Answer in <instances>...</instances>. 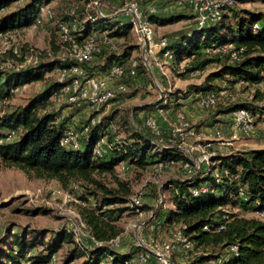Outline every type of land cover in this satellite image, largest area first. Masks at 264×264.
<instances>
[{
	"label": "trees",
	"instance_id": "obj_1",
	"mask_svg": "<svg viewBox=\"0 0 264 264\" xmlns=\"http://www.w3.org/2000/svg\"><path fill=\"white\" fill-rule=\"evenodd\" d=\"M20 1L23 0H0V33L30 28L37 20L40 9L54 0H26L18 9L10 11V7ZM70 1L82 8L76 6L73 16L70 17L66 13V19L61 22L75 23L77 30L71 34L78 45L90 38H99L101 41L104 36L112 42L130 34L134 38L136 45L125 48L120 54L111 49L102 53L106 56L105 73L118 64L124 67L122 78H132L128 72L133 61L137 62L136 77L138 72H146L139 62L141 58H131V54L139 50V45L127 17L121 16L124 18L122 21L112 23L111 20L97 21V17L92 19L89 15L91 23H86L87 20L83 21L85 18L80 14L86 11L88 0ZM136 1L138 0H122L118 6L123 8ZM109 2L110 0H106V4ZM146 6L147 2L142 1V12L153 31L178 24L188 18L192 19L191 16L182 14L168 17L159 14L148 15ZM228 12L223 14L221 21L216 24L192 30L175 38L161 53L171 54L174 65L193 59L197 65L187 72L202 70L213 62L225 60V63L218 65L214 72L207 75L202 84L190 86V92L205 95L219 91L220 89L217 90L214 86L215 81H220L223 85L231 82L234 86L255 87L257 90L254 92L253 101L262 102L259 108L257 107L260 109L258 112H251L256 109L248 108L246 104L231 107V110L243 108L248 111L253 122L255 115L264 121V89H260L264 83V15L249 11L238 13L233 7L229 8ZM56 33L59 48V29ZM226 43L231 44L235 50L243 49L238 62L230 61L228 57L218 58L206 53L211 46ZM58 48L53 49L54 55L57 54ZM57 63L40 54L35 66L18 70L0 69V107L10 100L15 90L42 82L47 74L56 73ZM89 63L85 67L86 72L90 77H94ZM239 82H243V85H238ZM61 88V84L53 81L25 105L10 108L0 115V163L6 168L17 169L28 177L55 181L64 189L75 187V190H79V199L84 203V206L79 208V217L90 238L98 245L93 244L92 249L81 248L75 243L72 234L65 229L51 233L47 240L41 233L21 230L17 236L12 237L8 245L4 237L0 238V264H49L64 246L67 249L60 264H73L75 261H79L78 264H131V253L121 254L108 243L121 235L122 230L118 225L121 217L124 214L137 213L135 208L129 207L130 198H127L128 190L125 185H120L121 191H113L98 178L113 173L114 169L123 164L128 165L129 169H145L151 166L154 170L156 165L170 162L182 166H193V163L182 150V140L177 139L173 146L167 142V148H160L154 144L155 137L134 129L129 118L121 115L119 111L103 116L98 123L91 126L80 150L65 149L60 145V140L68 130L66 126L70 121L68 117L62 116V110L56 108L52 101V98L59 95ZM187 95H181L180 91L171 93V96L177 99H184ZM179 106L170 107L163 102L156 106L145 105L135 108L133 116L142 111L152 112L156 109L166 112L175 108L179 111ZM87 122L88 120L82 125ZM3 130L16 135L15 139L8 141L9 136H5ZM119 130L127 136H122ZM116 137L121 139L119 143L114 144ZM102 138H106L113 145L108 154L99 159L95 157L93 150ZM208 164L207 171L200 167L198 174L189 176V179L170 181L162 187V190L170 193L169 204L172 208L163 213L160 225L174 232L180 230L191 244L189 251L222 252L220 256L212 253L200 256L195 260V264L217 262L221 256L229 253L228 249L232 246L237 247V255L230 257L224 264H264V222L256 215L264 212V149L237 151L227 155L215 154ZM215 175L220 179L219 183L215 182ZM201 188H207V192L193 195V191ZM228 205H236L241 211L251 212L255 217L236 216L231 219L225 210ZM146 209L144 205L139 207L140 211ZM222 210L228 215L229 221L224 230L215 232L214 228L218 226ZM43 212L48 214L49 211ZM159 213H154L153 219L161 215ZM150 226L148 223L145 228ZM206 226L210 231H204ZM10 232L13 233L14 229L8 233ZM36 249L39 251L36 252ZM135 250L140 254L145 253L141 247H135ZM28 253L31 256L27 259ZM171 260L176 264L172 258Z\"/></svg>",
	"mask_w": 264,
	"mask_h": 264
},
{
	"label": "rangeland",
	"instance_id": "obj_2",
	"mask_svg": "<svg viewBox=\"0 0 264 264\" xmlns=\"http://www.w3.org/2000/svg\"><path fill=\"white\" fill-rule=\"evenodd\" d=\"M25 1L26 0H23L13 4L10 7V11L18 9ZM120 1L122 0H110V2L106 4V0H88L89 5L87 6L86 11H82L80 15L85 18L83 21L87 20L86 23H91V20L88 18L89 15L93 19L94 16H98V11L102 16L109 18H101V20L97 17V21L111 20L112 23L122 21L124 18L117 14L120 9V6H118ZM99 2L101 3L98 4ZM174 2L175 1L156 2L154 3V6L157 7L158 10L164 9V12H162L164 14L163 16L168 17L180 14L186 15L187 17L190 16V10L187 7L177 5ZM76 6L79 9L82 8L80 5ZM76 6L71 3L70 0H54L47 5L48 10L52 15L51 18L49 19L47 16L43 15L41 17V24L37 29H32L31 27L25 28L23 30L11 32L7 37L0 38V69H12L16 65L23 64L24 61H33L35 57L39 59L40 54L45 55L48 59L55 58L52 53L54 48H58V41L56 39L58 25L61 23V20L66 19V13H68L69 10L76 8ZM233 10L238 13L249 11L264 15V0H244L243 2H236L233 6ZM225 13H229L228 9ZM1 15L2 13L0 16ZM82 16H79V18H82ZM71 23L72 21L66 22L68 26H70ZM196 29H199L196 23L188 18V20L178 24L164 28H157L152 31L155 42L166 40V43H170L175 38L184 36ZM75 30H77L76 26L73 31ZM113 44L119 54L125 48L134 47V45H136L131 34L125 38L115 39ZM97 46L99 47L100 52L97 54L98 56H94L93 60L89 63V67H91V72L96 75L97 73L99 75L101 73L104 75L106 74V71H104L106 56L102 53H107L110 47L102 45L99 38H97ZM14 51H16L17 54H15ZM161 51L162 50L158 51V49H152L149 53L150 56H148V59L146 60L149 71H147V68L144 66V60L140 48L131 54L132 59H142L139 62L145 67L146 72H138V76L134 81L128 82V91L120 96L121 98L119 100L116 99L115 101H111L108 107H104L101 110L100 114L88 106H70L62 99L60 103H58L56 101L58 96L52 98L53 104L56 108L62 110V116L65 118L68 117L70 121L69 123H71L72 127L75 129L82 125L83 122H86L90 117L97 116L96 120H99L113 111H119L121 115H126L129 118L130 124L133 125L137 131L148 133V130L144 127L146 118L152 116L153 112H156L158 115H161V113L164 112H158L159 109H156L155 111L149 112L146 116L141 112L133 116L134 109H132V107L145 103L148 100L159 99V92L156 89L159 85L164 91V94H166L165 89L168 87L164 88L160 79H165L166 81L170 80L169 89L174 92L180 91L181 95H187L191 91L190 86L202 84L207 75L214 72L218 65L226 62L225 60L222 62L219 61L218 63L213 62V64L204 69L197 70L198 72H187L188 69L194 68L197 65L193 59L183 61L179 65H174L173 60L167 54L165 55L166 58L161 57ZM149 74L157 78L159 82L158 86L152 82L149 78ZM56 79L57 73H49L45 76L44 81L17 89L10 100L0 107V115H2L3 112H7L10 108L13 109L25 105L30 98L37 95L39 92H42L49 83L56 81ZM149 83L151 88L147 89ZM214 86L217 90L226 88L228 94L226 96H220L214 107L209 109L203 108L204 111L216 112L228 107L230 110L228 109L225 113H229L230 111L232 114V111L236 110L234 109L236 106L245 104L248 108L256 109L251 112H258V110H260L258 108L262 102L253 101L255 95L254 92L257 88L234 86L231 82H226L225 85H223L220 81H215ZM260 89H264V83L261 85ZM161 95L163 96V94ZM144 96H147V98ZM162 100L159 99L157 103H160ZM231 107L234 108L231 110ZM152 118L156 122L158 128V118L155 116H152ZM229 118L230 121L226 119L221 122L215 121L212 123V125L219 123L223 126L222 128L226 126H228V128L230 127L229 130L232 131V134L226 136L225 139H228L227 141H230L229 144L231 143L232 146L226 145L227 147L249 149L250 147L257 148L259 146H264V121H261V119H258L255 115V119H253L254 122L252 121L253 129L251 132L249 134H238L235 133L231 127V115ZM188 122L191 126L196 128L197 132H201L196 125L192 124L190 121ZM2 132L5 136H9L8 141H12L16 137V135H12L5 130ZM119 133L122 136H127V134L123 133L121 130H119ZM169 135L170 132H168V135L160 134L158 136L167 140L170 138ZM204 143L206 142H204L203 139L186 137L182 142V146L189 151V154L184 151L188 158V155H191L193 159H201L204 155L207 156L214 152L212 148H203L202 146ZM194 145L198 146L196 150L194 149ZM203 165L207 167V171L209 164H206V162L200 164L201 169ZM152 171L153 168H151V166H148V168L145 169L131 168L127 171H122L120 166L119 168L114 169L113 173H108L98 179L108 189L113 191H121L120 185H125L128 190L127 198L136 195L142 201V205L147 207L141 216L137 214H124L121 217L118 225L120 226L122 233L127 234L132 238L133 231L137 229V226L144 227V224L148 222L153 228L152 230L150 228L143 229V235L145 238L150 237V240L157 242L159 245L173 242L172 244L177 248L182 245L174 240V230H167L160 225L163 213L172 208L169 204L170 193L167 190H162V187L170 182L169 179L171 177L185 179L188 178L190 174L180 165L169 167L160 178H154ZM79 195L80 191L77 189L75 190V187L64 189L55 181L28 177L23 172L14 168H6L0 163V238L4 237V240L6 241L5 243L8 245L11 243L13 236H17L21 230H25L27 232L33 231L41 233L45 235L47 240L51 233L63 229L67 225L69 219L76 217V215L79 216V208L84 206L83 201L79 199ZM159 195H161V202H159ZM45 210L49 211L48 214H44L43 211ZM225 210L227 214L230 215L231 219L236 216H245L248 218L255 217L251 212L241 211L236 205H228ZM156 212H160L159 214L161 215H158V217L153 219V215ZM135 226L136 228H134ZM12 229H14V234L12 232H10L11 234L8 233ZM144 240L145 239L141 241L146 245L149 241L147 240L144 242ZM182 248L183 252H186L185 255L183 252L180 254V256L183 255L184 258L182 263L175 262L178 255L171 253V258L176 264H195V260L205 254L212 253L219 256L222 254V252L220 253L218 250L189 251L184 247ZM66 249L67 247L64 246L63 250L52 258L50 264H60L65 255ZM37 251H39V249H36V252ZM78 263L79 261H75L73 264Z\"/></svg>",
	"mask_w": 264,
	"mask_h": 264
},
{
	"label": "built area",
	"instance_id": "obj_3",
	"mask_svg": "<svg viewBox=\"0 0 264 264\" xmlns=\"http://www.w3.org/2000/svg\"><path fill=\"white\" fill-rule=\"evenodd\" d=\"M142 1L147 2L146 13L148 15L159 14V10L154 6V3L175 1V4L185 6L190 10V16L199 29L221 21L225 11L229 8H232L237 2V0H138L125 5L123 8H120L117 14L119 16H125L129 19V22L133 27V32L136 36L137 43L142 52V58L145 61L148 59V56H150L149 53L152 49H158V51L163 50L168 43H166V40L155 42L152 28L146 21L145 15L141 9ZM73 14L74 10L68 11V15L70 17H72ZM43 15L47 16L49 19L52 16L47 6H44L40 9V14L37 20L31 26L32 29H37L39 27L41 24V17ZM75 26L76 25L73 21L70 26H68L66 23H59L58 29L60 34V46L56 55L52 53L55 58L53 57L52 59H49L51 61L56 59L55 61L58 62L56 68V82L62 85L58 99H56V101L60 103L62 99L71 106H88L100 114L104 107H108L109 103L116 99V95L118 93H123L126 91V88L123 84L119 83L114 86V84L123 77L124 67L123 65L116 64L111 67V69L105 74L104 78L98 79L96 77H90L87 74L85 67L87 63H89L94 58V56L99 54L100 49L97 46L96 38H90L84 43L78 45L71 34ZM9 34L10 33H0V38L7 37ZM101 44L109 46L111 50H116L113 42L106 36L101 39ZM242 52L243 49L235 50L233 46L228 43L222 45H213L206 50V53L208 54L215 55L218 58L228 57V59L233 62L239 61V57ZM14 53L17 54L16 51H14ZM167 55L171 58V54L167 53ZM37 63L38 59L35 57L33 61H24L23 64L16 65L12 69L18 70L24 67H32ZM136 68L137 62H131V68L128 72V75L132 78L136 77L137 75ZM238 85H243V82H239ZM16 91L17 90H15V92ZM227 94L228 90L226 88H222L219 91L209 92L205 95L199 94L198 97L200 105L204 109H209L216 105L220 96H226ZM96 117L97 116L87 119L88 122L82 125L80 129L66 130L60 140V145L67 150H80L84 139L88 135L90 127L94 126L99 121L96 120ZM144 127L148 130L149 135H152L156 138L154 144L160 148H167V142H169L168 144L170 146L175 145L177 139H180L183 142L186 137H196V139H203L206 143H204L202 147L212 148V141L206 139L205 136L202 133L197 132L195 128H191L190 123L181 112L176 113V120L174 127L171 129L169 135L170 138L168 141L158 136L160 135V131L158 130L156 122L152 116L146 118ZM231 127L235 133L238 134H249L251 132L253 129V122L246 109L240 108L232 112ZM11 134L13 135V133ZM119 140L120 139L116 137L114 139V144L119 143ZM229 142L230 141L227 140H220L221 145H228ZM112 145L113 144L109 143L106 138H102L95 146L93 154L95 157L102 159L106 156V154H108ZM214 152L207 156L204 155L201 159H194V161L191 160L193 166H190L189 164L180 166H182L190 174L189 176L196 175L200 170V164H203L204 162H206V164L209 163L210 158L216 154V152ZM173 165L177 164L170 162L167 164L156 165L153 170V177L160 178L163 173ZM128 169V165H121L122 171H127ZM215 182H220V179L217 175H215ZM206 192L207 188H201L200 190H195L192 193L193 195H197L199 193L204 194ZM159 202H161V195H159ZM141 206L142 201L139 197L136 195L130 197L129 207L135 208V211L139 216L144 213L143 211L139 210V207ZM222 212L223 213L218 221V226L214 228L215 232L224 230L226 224L229 221L228 215L225 213V211L222 210ZM256 215L264 222V212H260ZM63 229L72 234L75 243L81 248L87 249V246L85 245L86 239L91 240L95 246L98 245L92 238H90L88 232L85 230L83 222L78 215L72 219H69L67 225ZM204 231H210V228L206 226L204 227ZM173 237L176 242L182 245V247L188 250L191 249V244L187 241L185 235L180 230L174 232ZM140 242L148 250H145L144 254L138 255L137 259L139 262L145 263L152 256L157 260L158 264H174L171 260V253L176 248L175 245L172 244L173 242L163 243L162 245H159L157 242L152 240L146 245L143 244V241L140 240ZM119 243L120 236L109 242L108 245L115 248L119 245ZM136 247H141V245L136 244ZM228 251L229 253L221 256L217 262L212 261L209 264H224L228 262L230 257L237 255L236 246L230 247ZM30 256L31 254L28 253L26 258L28 259Z\"/></svg>",
	"mask_w": 264,
	"mask_h": 264
},
{
	"label": "crops",
	"instance_id": "obj_4",
	"mask_svg": "<svg viewBox=\"0 0 264 264\" xmlns=\"http://www.w3.org/2000/svg\"><path fill=\"white\" fill-rule=\"evenodd\" d=\"M162 12H164V9L159 10V15L163 16L164 14ZM161 57L166 58V56L163 53H162ZM147 71H149V68H147ZM196 72H198V71H196ZM93 74H94V77H96L98 79L104 78V76H105V74L103 75L102 73L100 75L97 73L98 76L95 73H93ZM149 78L152 80V82L156 86L159 85V82H158L156 77L149 74ZM134 79L135 78L125 77V78L119 79V81L114 84V86H116L117 84L120 83V84H123L126 88L125 92L118 93L116 95V99L119 100L121 98L120 96L124 95L128 91V82L134 81ZM140 79H142V78H140ZM160 82L164 88L168 87L167 89H165L166 94H164V91L161 89V87H159L160 85L156 88L159 92V99H161V100L163 99L161 102H163V104L170 105V107H176L177 105H180L179 111H177L175 108H171L170 110H167L166 112L161 113V115H158L156 112L152 113L153 117L155 116L156 118H158V121H157V123L159 124L158 130L162 131V132H160V134L168 135V132H171V129L174 127V123L176 120V113L181 112L188 121H190V122H192V124L196 125V127L201 131L200 133H202L206 139L212 141V150L215 151L219 155H227V154L234 153L237 151H249V150H255V149H264V146H259L257 148L250 147L249 149H237L236 147H233V148L227 147L228 145L232 146L231 143L228 144L227 146L221 145L220 140H228L225 138H226V136H229L230 134H232V131L229 130L230 127L228 128V126L222 128L223 126L221 124L216 123V124L212 125V123H214L215 121L221 122V121L226 120V119L228 121H230L229 117L231 115V112L225 113V112H227V110L229 108L227 107L226 109H222L221 111H216V112L204 111L203 107L200 105V101L198 99L199 94H195L193 92H190L186 98H184V99L178 98L177 99L175 96H171V93L174 91L169 89L170 80L166 81L165 79H160ZM150 88H151V86L149 83L147 85V89H150ZM161 94H163V96ZM144 97L147 98V96H144ZM159 99H157V100H148L147 99L148 101H146L145 103H141L138 106H133L132 109H135L137 107H143L145 105L156 106V105L160 104V103H157L159 101ZM154 103H156V104H154ZM158 112H160V110H158ZM141 113H143L146 116L149 112L142 111ZM70 124L71 123L67 124L66 129H75L74 127H72V124L71 125ZM228 125H230V124H228ZM79 127L80 126H78V128ZM197 145H194L195 150L198 148ZM234 146H235V144H234ZM151 168H153V167H151ZM206 168L207 167L203 165L202 169L204 171H206ZM186 179H189V177L185 178V179H181L178 177H171L169 179V181H179L180 182V181H184ZM147 224H148V222L144 224V227H142V226L138 227L137 226V229H135L133 231L132 238L129 237L127 234L121 233V235H120V242L121 243L114 248L115 251H117L121 254L131 253V255H132L131 264H158L157 260L152 256L145 263H141L137 259L138 255H140V253L135 250L136 244H138L137 239H139V240L145 239L144 242L147 240L149 242L151 241L150 237L145 238L143 235V229L145 228V226ZM134 228H136V226ZM149 228L152 230L153 227L150 226ZM85 245L87 246L88 249H92L94 246L93 243L91 242V240H89V239L85 240ZM144 251H145V249H144ZM181 252H183L182 246L175 248V250L172 252V253H175L176 255H178L176 260H175V262H177V263H182V261L184 260L183 255L180 256ZM183 253H184V255L186 254V252H183ZM51 262H52V260H51Z\"/></svg>",
	"mask_w": 264,
	"mask_h": 264
},
{
	"label": "water",
	"instance_id": "obj_5",
	"mask_svg": "<svg viewBox=\"0 0 264 264\" xmlns=\"http://www.w3.org/2000/svg\"><path fill=\"white\" fill-rule=\"evenodd\" d=\"M101 2H99L98 4H100ZM98 16L97 17H99V19H104V18H109V17H104V16H102L101 15V13L98 11V14H97ZM144 65L147 67V62L144 60ZM148 68V67H147ZM154 104H156V103H154ZM133 126V125H132ZM134 127V126H133ZM134 129H135V127H134ZM182 150L183 151H185L186 153H188L189 154V151H187L185 148H183L182 147ZM189 156V159L190 160H192V161H194V159L191 157V155H188ZM137 242H138V244H140L141 245V247L143 248V249H145V250H148L144 245H142L141 244V242H140V240L139 239H137Z\"/></svg>",
	"mask_w": 264,
	"mask_h": 264
}]
</instances>
